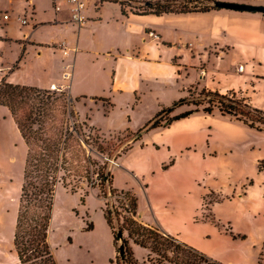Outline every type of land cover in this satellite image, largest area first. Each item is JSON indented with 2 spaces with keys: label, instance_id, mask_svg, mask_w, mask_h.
Wrapping results in <instances>:
<instances>
[{
  "label": "crops",
  "instance_id": "1",
  "mask_svg": "<svg viewBox=\"0 0 264 264\" xmlns=\"http://www.w3.org/2000/svg\"><path fill=\"white\" fill-rule=\"evenodd\" d=\"M10 1L11 14L5 12L0 16V27H3L0 29V81L42 90H49L51 84L61 86L79 121L97 130L102 137L124 132L133 134L138 130L132 125H128L129 129L123 125L106 130L98 123L99 117H113L114 108L122 105L124 96L130 102L122 105L125 110L130 105L132 109L138 108L144 101L150 105L145 123L172 103L187 98L189 89L220 95L234 93L252 108L264 111V16L260 13L221 9L137 16L129 9L123 14L118 4L105 2L94 7L89 1L83 11L86 21L76 25L69 22L70 12L64 3L55 12L52 0ZM220 1L264 6V0ZM17 10L23 16L15 17ZM6 14L8 20L3 19ZM23 17L27 18L26 25L20 23L19 18ZM41 31L46 33L44 39L36 36ZM10 47L15 53L8 58L5 52ZM29 51L35 67L29 68L24 78L21 73ZM64 72L69 74L67 80L62 79ZM205 115L199 108L198 112L174 120L167 127L149 131L110 170L111 175L113 169L118 170L117 176L122 179L117 183L116 175H112V188L118 192L130 191L137 197L136 220L182 242L181 233L173 225L192 224L206 193H225L228 188L224 183L207 182L200 174H194L195 166L207 167L219 157L216 138L220 136L209 124L205 128L194 125V119ZM207 116L223 118L243 131L256 132L217 111ZM159 134L164 140H148ZM143 140L147 142L146 153L154 156L155 162L145 157L135 163L128 162ZM0 150L11 152L9 160L13 165L21 151L24 165L26 147L8 109L3 106H0ZM172 158L173 165L163 169ZM238 199L215 203L211 211L216 212L222 203L238 202ZM54 217L55 206L51 224ZM49 243H52L51 232ZM137 249L141 248L132 246L135 257Z\"/></svg>",
  "mask_w": 264,
  "mask_h": 264
},
{
  "label": "trees",
  "instance_id": "2",
  "mask_svg": "<svg viewBox=\"0 0 264 264\" xmlns=\"http://www.w3.org/2000/svg\"><path fill=\"white\" fill-rule=\"evenodd\" d=\"M105 1L118 4L123 14L125 9H129L137 16L221 10L212 6L216 0ZM201 93L208 98L206 103L203 101L188 103V98H182L160 111L131 134L128 142L133 144L149 131L167 127L174 120L198 112L199 108L206 115H211L216 110L221 116H228L241 122L249 129L264 132V111L252 108L238 99L234 93L225 95L209 91ZM185 105H192L194 108L171 118L161 117ZM0 106L8 109L26 147L12 232V251L17 264H58L49 243L57 187L76 194L80 184L85 183L88 188H93L96 179L101 188L108 190L111 195L120 194L125 202V216L122 217L112 204L105 203V208L102 209L103 219L112 236L114 264H222L177 237L136 220L135 194L130 191L114 190L113 177L108 170L107 161L100 164L94 158V155L104 153L111 157L112 152H106L99 144L98 136L92 134L97 130L79 121L68 98L49 90L10 84L2 79ZM130 149L131 146L125 149L123 154ZM113 153H117V150L114 149ZM173 163V159L169 160L163 169L172 166ZM257 170L258 173L264 171V160L259 161ZM251 185L252 181H249L248 186ZM101 192V197L106 198L107 193ZM87 196L88 192H84L80 197L79 202L82 206L85 205ZM205 198L206 196L203 202ZM215 203L219 202L216 201L211 206ZM91 230L92 223L85 228V231ZM228 234L233 240L245 239V236L235 235L231 230ZM130 242L148 252L145 262H139L135 258Z\"/></svg>",
  "mask_w": 264,
  "mask_h": 264
},
{
  "label": "rangeland",
  "instance_id": "3",
  "mask_svg": "<svg viewBox=\"0 0 264 264\" xmlns=\"http://www.w3.org/2000/svg\"><path fill=\"white\" fill-rule=\"evenodd\" d=\"M10 3V0H0L1 17L5 12L11 14L8 9ZM19 12L20 10H17L14 16H23ZM36 36L44 39L46 33L41 31ZM5 53L6 57L10 58L15 50L10 47ZM33 60L32 53L26 52V65L21 73L24 78L28 76V69L35 67ZM62 95L69 99L66 93ZM236 97L243 99L240 95ZM187 98L188 103L208 101L204 94L194 89H189ZM128 101L129 98L124 96L121 104L130 103ZM122 105L114 108L112 118L99 117L98 123L101 128L113 130L125 125L129 129L128 125H132L133 128L139 129L145 124L150 111V105L147 102L144 101L141 106L133 109L131 105L126 106L128 110H125ZM193 108L192 105H185L161 117L171 118ZM107 109L108 107L105 106V110ZM207 124L217 136H220L216 138L219 157L207 167L195 166L194 174H200L207 182L224 183L228 188L225 193L223 191L207 192L192 224L189 222L183 225L177 222L173 226L181 233L185 243L188 245L192 243V247L222 264H264V171L258 173L257 170L259 161L264 160V132L243 131L239 127L232 126L230 121L218 117L213 119L205 115L203 118L194 119V125L205 128ZM92 134L98 136L99 144L106 152L113 154L111 157L107 156V153L94 155L95 160L100 164L107 161L110 172L118 163L124 150L132 146L131 142H128L131 133L110 134L105 137L100 136L97 131ZM164 138L159 134L151 136L148 140L154 139L157 142ZM16 139L18 144V138ZM146 143L145 140L139 145L136 143L138 150L132 153L127 161L135 163L138 159L145 157L154 163V156L149 152L146 153L147 150L144 147ZM114 149L117 153H113ZM10 154L9 150H0L2 163L0 167V264H17L12 251V232L23 162L21 151L17 154L15 165L9 160ZM117 174L118 170L113 169L112 175H116V182L121 183V178ZM249 181H252L251 186H248ZM234 186L237 187L236 191ZM78 189V193L71 194L67 189L59 187L54 197L55 217L53 223H50V232L51 247L56 260L58 264H114L112 236L104 222L102 209L105 208V203L112 204L122 217L125 216V202L120 194L111 195L108 190L101 188L100 183H96L93 188H88L85 183H82ZM101 191L107 193L106 198L101 197ZM84 192H88V196L85 198V205L82 206L79 199ZM236 197L239 198L238 202H224L217 207L216 212L211 211L212 203L231 201ZM91 223L94 226L93 231H84ZM230 230L235 235L245 236V239L233 240L228 234ZM130 246L131 248L133 246L131 242ZM147 255L148 252L145 250L137 249L135 258L139 262H145Z\"/></svg>",
  "mask_w": 264,
  "mask_h": 264
},
{
  "label": "built area",
  "instance_id": "4",
  "mask_svg": "<svg viewBox=\"0 0 264 264\" xmlns=\"http://www.w3.org/2000/svg\"><path fill=\"white\" fill-rule=\"evenodd\" d=\"M91 1L94 7H98L101 4L105 3V0H52V7L55 12L60 11V3H64L68 6V11L70 12V23L81 25L86 21L85 16L83 15V11L86 8L87 2ZM4 20H8L9 16L6 14L3 16ZM20 23L22 25L27 24V18H19ZM242 67H239V71H242ZM69 78V74L64 72L62 74V79L67 80ZM49 91L54 92L56 94H63V88L61 86H57L56 84H51L49 87ZM96 183L99 181L96 179Z\"/></svg>",
  "mask_w": 264,
  "mask_h": 264
},
{
  "label": "water",
  "instance_id": "5",
  "mask_svg": "<svg viewBox=\"0 0 264 264\" xmlns=\"http://www.w3.org/2000/svg\"><path fill=\"white\" fill-rule=\"evenodd\" d=\"M212 6L219 8V9L230 10V11H235V12H249V13L264 14V6H261V5L214 1L212 3Z\"/></svg>",
  "mask_w": 264,
  "mask_h": 264
}]
</instances>
